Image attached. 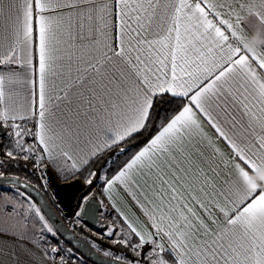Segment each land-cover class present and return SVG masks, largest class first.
I'll return each mask as SVG.
<instances>
[{"label": "snow or ice", "instance_id": "6c2138e0", "mask_svg": "<svg viewBox=\"0 0 264 264\" xmlns=\"http://www.w3.org/2000/svg\"><path fill=\"white\" fill-rule=\"evenodd\" d=\"M245 24L264 38V0H0V264H83L21 167L100 186L119 218L100 264H264V51Z\"/></svg>", "mask_w": 264, "mask_h": 264}, {"label": "water", "instance_id": "95a60500", "mask_svg": "<svg viewBox=\"0 0 264 264\" xmlns=\"http://www.w3.org/2000/svg\"><path fill=\"white\" fill-rule=\"evenodd\" d=\"M49 172H51L50 169ZM20 180L24 182V180ZM47 184L51 188L52 195L55 199V205L61 210L60 213L57 211L55 205L48 200L45 194L33 184H31V187L26 191L30 193L32 200L41 208L46 219H48L54 227L59 228L61 239L69 244L79 256L82 254V258L92 264H100L102 260L108 259L103 257L102 254L97 253L90 244L75 234L63 220V218L68 219L70 217L75 199L83 189L80 180L60 182L57 180L54 173L51 172ZM89 203L94 205L92 212L89 213L87 218H85L83 214L80 218L87 228L95 230L99 223V214L102 208L101 204L94 198H91Z\"/></svg>", "mask_w": 264, "mask_h": 264}, {"label": "rangeland", "instance_id": "374dc122", "mask_svg": "<svg viewBox=\"0 0 264 264\" xmlns=\"http://www.w3.org/2000/svg\"><path fill=\"white\" fill-rule=\"evenodd\" d=\"M53 173H54L55 177L57 178V180H59L60 182H67V181L71 180V179H69V180H67V181L62 180V179H60V178L56 175L55 172H53ZM37 178H38V180H39L38 185L42 188V192H43V193H46L47 197H48V198L52 201V203L55 205V199H54V197H53V195H52V191H51L50 186H49L48 184L45 186L44 182L39 178L38 174H37ZM80 182L82 183L83 189H88V192H86L85 195H84L83 197L80 198V200H79L78 203H76V202L74 203L75 206L78 205L77 208H76V211H74V215H72L71 217H69L67 220H68L70 226L79 229V231L84 235V237H86V239L90 242L91 245H92L93 242H95L94 240L96 239V240L102 242L101 245H103V246H106V247H108V246H112V245H110V244L107 242V240H103V239H101V237H100L99 235H96V233L101 232V231H102V226H107L110 222H112L113 220H116V218L113 217V216L110 214L109 210H108L106 207H104V206L100 203V201H99V195H100V192H101V188H100V186H99V185H96V186H94V187H93V186H88V185H86V184L83 182V179H80ZM89 194H91V198L96 199V200L101 204V208H102L101 213L99 214V223H98V225H97V227H96L95 230H91V229L87 228V227L82 223V219H81V218H79V222H78L77 217H76V213H77V211H79V208H80V204H81L82 199H83L85 196L89 195ZM46 195H45V196H46ZM55 207H56L57 211L60 213L61 210H60L56 205H55ZM74 210H75V208H74ZM64 247H65V248H70V247H67V246H65V245H64ZM72 250H73V249H72ZM73 252L76 253L74 250H73ZM76 255H77V253H76ZM77 256H78V255H77ZM82 259H83V258H82ZM84 260H85V259H84ZM85 261L88 262V263H90V262L87 261V260H85Z\"/></svg>", "mask_w": 264, "mask_h": 264}, {"label": "crops", "instance_id": "0c3cea01", "mask_svg": "<svg viewBox=\"0 0 264 264\" xmlns=\"http://www.w3.org/2000/svg\"><path fill=\"white\" fill-rule=\"evenodd\" d=\"M245 2L247 3L248 0H245ZM249 19L253 22V23H256V18L254 16L252 17H249ZM245 29H246V34L251 37L254 33V28L253 27H249L248 24H245L244 25ZM262 51H264V47L261 48ZM209 133L210 136H213V138L215 139V134L213 132V130H211L210 128L206 129ZM217 143L219 144V146L224 149L225 151H227V148L226 146L224 145V143L222 141H217ZM250 171V174L251 173V170ZM67 181V180H65ZM70 181V180H69ZM142 183V181H141ZM132 191H135L136 194L138 196H141L142 198V192H143V189L142 188H134L132 189ZM103 200L104 203L102 204L104 207H106L110 214L117 219L118 218V215H117V212L114 208H112L111 204L108 202L106 196L103 195L102 191L100 192V195H99V201ZM115 201L117 203V207H119L122 211H135L137 213V215L140 214V210L139 208L136 206L135 202L132 200L131 198V195L128 193V192H124L122 189L119 191V193L115 196ZM33 203H35L33 200H32ZM8 264H11V261L8 260Z\"/></svg>", "mask_w": 264, "mask_h": 264}, {"label": "trees", "instance_id": "16d2710c", "mask_svg": "<svg viewBox=\"0 0 264 264\" xmlns=\"http://www.w3.org/2000/svg\"><path fill=\"white\" fill-rule=\"evenodd\" d=\"M137 143H142V141H138ZM124 159H126V157L121 156V157L119 158V161H114V163L111 165L112 170L115 171V169L118 167V165L123 163ZM9 171L16 172V173L18 174V176H19L20 179H22V180H24V181L27 179V181H28L29 183L33 184L34 186H36L37 188H39V189L42 191V188L38 185L39 180H38V178H37V174L34 175L31 169H24L23 167H21V168H19V169H10ZM86 192H88V189H82V191L77 195V197H76V199H75V202L78 203L79 200H80V198L83 197V196L85 195ZM44 194L46 195V193H44ZM46 197H47V195H46ZM47 198H48V197H47ZM48 200L52 203V201H51L49 198H48ZM75 202H74V203H75ZM52 204H53V203H52ZM53 205H54V204H53ZM77 206H78V205H77ZM77 206H75V205L73 206V211H72L70 217H71L72 215H74V211H76ZM74 208H75V210H74ZM63 220H64V222L66 223V225H67V226H68V227H69V228H70L75 234H77L78 236H80L81 238H83V240H85L88 244H90V242L86 239V237H84V235L79 231V229L70 226V224H69V222H68L67 219H64V218H63ZM61 241H62V244H63V245L72 248L69 244H67L66 242H64L62 239H61ZM94 241H95L97 244H99L100 246L104 247V248H112V247H113V246H108V247L103 246V245H101L102 242H100V241H98V240H96V239H95ZM90 245H91V244H90ZM72 249H73V248H72ZM73 250H74V249H73ZM74 251H75V250H74ZM115 251H116V252H119V251H121V250H120L119 248H116ZM75 252H76V251H75ZM76 253H77V252H76ZM77 255H78V254H77Z\"/></svg>", "mask_w": 264, "mask_h": 264}, {"label": "clouds", "instance_id": "9594fccd", "mask_svg": "<svg viewBox=\"0 0 264 264\" xmlns=\"http://www.w3.org/2000/svg\"><path fill=\"white\" fill-rule=\"evenodd\" d=\"M259 3H250L247 7V12L254 14L259 8ZM264 47V38L261 33L257 31L251 38L246 42L245 48L249 52H255ZM251 183L257 184L258 186H264V168L259 169L254 175L249 177Z\"/></svg>", "mask_w": 264, "mask_h": 264}, {"label": "built area", "instance_id": "2783aa9c", "mask_svg": "<svg viewBox=\"0 0 264 264\" xmlns=\"http://www.w3.org/2000/svg\"><path fill=\"white\" fill-rule=\"evenodd\" d=\"M79 256V255H78ZM83 264H92V263H88L83 259Z\"/></svg>", "mask_w": 264, "mask_h": 264}]
</instances>
